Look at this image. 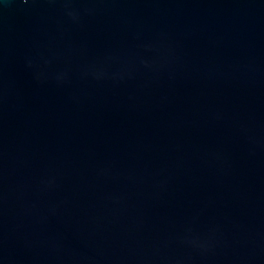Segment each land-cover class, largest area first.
Returning <instances> with one entry per match:
<instances>
[{
  "label": "water",
  "instance_id": "obj_1",
  "mask_svg": "<svg viewBox=\"0 0 264 264\" xmlns=\"http://www.w3.org/2000/svg\"><path fill=\"white\" fill-rule=\"evenodd\" d=\"M0 264H264V0H0Z\"/></svg>",
  "mask_w": 264,
  "mask_h": 264
}]
</instances>
